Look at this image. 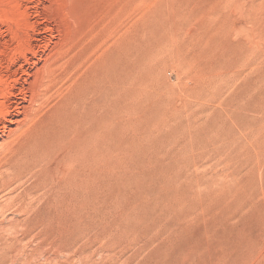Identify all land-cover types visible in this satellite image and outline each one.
<instances>
[{
    "label": "rangeland",
    "instance_id": "obj_1",
    "mask_svg": "<svg viewBox=\"0 0 264 264\" xmlns=\"http://www.w3.org/2000/svg\"><path fill=\"white\" fill-rule=\"evenodd\" d=\"M0 235V264H264V0H0Z\"/></svg>",
    "mask_w": 264,
    "mask_h": 264
},
{
    "label": "bare ground",
    "instance_id": "obj_2",
    "mask_svg": "<svg viewBox=\"0 0 264 264\" xmlns=\"http://www.w3.org/2000/svg\"><path fill=\"white\" fill-rule=\"evenodd\" d=\"M37 2H38V1H37ZM39 5H40V4H39ZM39 7H40V6H39ZM25 8H26V7H25ZM35 9H36V8H35ZM21 13H22V12H21ZM21 16H22V15H21ZM35 16H36V15H35ZM49 16H50V14H49ZM23 17H24V16H23ZM20 18H21V17H20ZM44 18H45V17H44ZM48 18H49V17H48ZM18 20H19V19H18ZM20 20H21V19H20ZM25 20H26V19H25ZM20 22H22V21H20ZM24 22H25V21H24ZM27 25H28V24H27ZM47 26H48V25H47ZM42 29H43V28H42ZM44 30H45V29H44ZM10 32H11V31H10ZM49 32H50V31H49ZM16 33H17V32H16ZM47 37H48V36H47ZM40 38H41V37H40ZM1 40H2V39H1ZM17 40H18V39H17ZM30 41H31V40H30ZM58 42H59V41H58ZM44 43H45V42H44ZM56 43H57V42H56ZM15 44H16V43H15ZM48 44H49V43H48ZM43 45H44V44H43ZM15 46H16V45H15ZM34 46H35V45H34ZM59 46H60V45H59ZM41 47H42V46H41ZM44 47H45V46H44ZM37 48H38V47H37ZM43 49H45V48H43ZM51 49H52V48H51ZM20 50H21V49H20ZM38 50H39V48H38ZM52 50H53V49H52ZM28 51H29V50H28ZM48 51H49V50H48ZM20 52H21V51H20ZM21 56H22V54H21ZM9 57H10V56H9ZM24 57H25V56H24ZM44 58H45V57H44ZM46 58H47V57H46ZM53 58H54V57H53ZM113 58H115V56H113ZM117 58H118V57H117ZM113 61H114V60H113ZM113 61H112V62H113ZM118 62H119V60H118ZM121 62H122V61H121ZM2 63H3V62H2ZM27 63H28V62H27ZM114 63H115V62H114ZM6 64H7V63H6ZM42 64H43V63H42ZM112 65H113V64H112ZM121 65H123V64H121ZM121 65H120V66H121ZM107 66H108V65H107ZM39 68H40V67H39ZM99 68H100V67H99ZM116 68H117V67H116ZM13 69H14V68H13ZM20 69H21V68H20ZM105 69H106V67H105ZM113 69L115 70V67L112 68V70H113ZM41 70H42V68H41ZM110 70H111V68H110ZM120 70H121V69H120ZM122 70H123V69H122ZM102 71H103V70H102ZM23 72L28 73L27 75H29V72H28L27 69H22V74H24ZM42 72H43V71H42ZM38 73H39V71H38ZM104 73H105V72H104ZM15 74H16V72H15ZM101 74H102V73H101ZM119 74H120V73H119ZM121 74H122V73H121ZM25 75H26V74H25ZM35 75H36V74H35ZM103 75H104V74H103ZM8 76H9V75H8ZM104 76H105V75H104ZM112 76H113V75H112ZM121 76H122V75H121ZM12 77H13V76H12ZM43 77H44V76H43ZM101 77H102V76H101ZM118 77H119V76H118ZM96 78H97V77H96ZM106 78H107V77H106ZM106 78H104V79H106ZM120 78H121V77H120ZM88 79H90V78H88ZM88 79H87V80H88ZM99 79H100V78H99ZM114 79H115V78H114ZM8 80H9V79H8ZM100 80H101V79H100ZM109 80H110V79H109ZM21 81H22V80H21ZM42 81H43V79H42ZM102 81H103V80H102ZM116 81H117V80H116ZM24 82H25V81H24ZM35 82H36V81H35ZM40 82H41V81H40ZM83 82H84V81H83ZM83 82H82V83H83ZM99 82H100V81H99ZM110 82H111V80H110ZM112 82H113V81H112ZM5 83H6V82H5ZM96 83H97V82H96ZM104 83H105V82H103V84H104ZM114 83H115V82H114ZM35 84H36V83H35ZM84 84H85V83H84ZM107 84H109V83H107ZM90 85H91V84H90ZM90 85H89V86H90ZM116 85H117V84H116ZM2 86H4V84H3ZM44 86H45V85H44ZM109 86H110V85H109ZM6 87H7V86H6ZM22 87H23V86H22ZM38 87H39V86H38ZM42 87H43V86H42ZM115 87H116V86H115ZM120 87H122V86H120ZM23 88H24V87H23ZM28 88H30V87L28 86ZM85 88H86V86H85ZM89 88H90V87H89ZM109 88H110V87H109ZM109 88H108V89H109ZM1 89H2V88H1ZM3 89H4V88H3ZM44 89H45V88H44ZM86 89H87V88H86ZM86 89H84V90H86ZM95 89L97 90V88H95ZM102 89H103V88H102ZM106 89H107V88H106ZM114 89H115V88H114ZM120 89H122V88H120ZM82 90H83V89H82ZM84 90H83V91H84ZM90 90H91V89H90ZM93 90H94V89H93ZM104 90H105V89H104ZM116 90H117V89H116ZM19 91H20V90H19ZM94 91H95V90H94ZM106 91H107V90H106ZM108 91H109V90H108ZM113 91H114V90H113ZM120 91H121V90H120ZM3 92H4V91H3ZM6 92H7V91H6ZM37 92H38V91H37ZM77 92H78V91H77ZM86 92H87V91H86ZM95 92H96V91H95ZM98 92H100V91H98ZM13 93H14V92H13ZM112 93H113V92H112ZM10 94H11V93H10ZM77 94H79V93H77ZM95 94H96V93H95ZM97 94H98V93H97ZM23 95H24V94H23ZM31 95H32V94H31ZM118 95H119V94H118ZM90 96H91V95H90ZM8 97H9V96H8ZM13 97H14V96H13ZM77 97H78V96H77ZM91 97H93V96H91ZM110 97H111V96H110ZM34 98H35V97H34ZM118 98H119V97H118ZM67 99H68V98H67ZM86 99H87V98H86ZM34 100H35V99H34ZM65 100H66V99H65ZM91 100H92V99H91ZM93 100H94V99H93ZM32 101H33V100H32ZM76 101H77V100H76ZM84 101H85V100H84ZM109 101H110V100H109ZM113 101H114V100H113ZM116 101H117V100H116ZM119 101H120V100H119ZM119 101H118V102H119ZM39 102H40V101H39ZM39 102H38V103H39ZM86 102H88V101H86ZM17 103H18V101H17ZM81 103H82V102H81ZM84 103H85V102H84ZM101 103H102V102H101ZM116 103H117V102H116ZM90 104H91V103H90ZM96 104H97V103H96ZM79 105H80V104H79ZM100 106H101V105H100ZM74 107H75V106H74ZM85 107H86V105L84 106V108H85ZM13 108H14V107H13ZM20 108H21V105H20ZM22 108H23V107H22ZM68 108H69V107H68ZM72 108H73V107H72ZM82 108H83V107H82ZM84 108H83V109H84ZM101 108H103V107H101ZM104 108H105V107H104ZM104 108H103V109H104ZM7 109H8V108H7ZM98 109H99V108H98ZM98 109H97V110H98ZM17 110H18V109H17ZM76 110H77V109H76ZM84 110H88V109L86 108V109H84ZM79 111H80V110H79ZM102 111H104V110H102ZM15 112H16V111H15ZM85 112H86V111H85ZM94 112H95V111H94ZM99 112H100V111H99ZM17 113H18V112H17ZM102 113H103V112H102ZM73 114H74V113H73ZM1 115H2V114H1ZM29 115H30V114H29ZM103 115H104V114H103ZM103 115H102V116H103ZM74 116H75V115H74ZM97 116H98V115H97ZM66 117H67V116H66ZM70 117H71V116H70ZM2 118H3V117H2ZM12 119H13V118H12ZM12 119L9 120V121H10V122H13L14 119H13V120H12ZM19 120H21V119H19ZM24 120H26V119H24ZM90 121H91V120H90ZM93 121H94V120H93ZM17 122H18V121H17ZM21 122H22V121H21ZM47 123H48V122H47ZM94 123H95V122H94ZM26 124H27V123H26ZM65 124H66V122H65ZM97 124H99V123L97 122ZM104 124H105V123H104ZM21 125H22V124H21ZM59 125H61V124L59 123ZM67 125H69V124H67ZM89 125H90V123H89ZM101 125H102V124H101ZM92 126H93V125H92ZM95 126H96V125H95ZM104 126H106V125H104ZM17 127H18V126H17ZM43 127H44V126H43ZM55 127H56V126H55ZM96 127H97V126H96ZM1 128H2V127H1ZM4 128H5V127H4ZM58 128H59V126H58ZM69 128H70V126H69ZM106 128H107V126H106ZM61 129L63 130V128H61ZM61 129H58V130H61ZM85 129H86V128H85ZM101 129H102V128H101ZM15 130H16V129H15ZM51 130H52V129H51ZM54 130H55V129H54ZM105 130H106V129H105ZM52 131H53V130H52ZM40 132H41V131H40ZM42 132H43V131H42ZM42 132H41V133H42ZM47 132H48V131H47ZM64 132H65V131H64ZM79 132H80V131H79ZM106 132H107V130H106L104 133L106 134ZM45 133H46V132H45ZM49 133H50V132H49ZM54 133H55V131H54ZM58 133H59V132H58ZM58 133H56V134H58ZM61 133H62V131H61ZM61 133H60V135H61ZM72 133H73V132H72ZM95 133H96V132H95ZM104 133H102V134H104ZM14 134H15V133H14ZM46 134H47V133H46ZM56 134H55V135H56ZM73 134H74V133H73ZM67 135H68V134H67ZM90 135H91V134H90ZM46 136H47V135H46ZM50 136H51V135H50ZM50 136H49V137H50ZM58 136H59V135H57V137H58ZM91 136H92V135H91ZM102 136H104V135H102ZM105 136H106V135H105ZM105 136H104V137H105ZM44 137H45V135H44ZM100 137H101V136H100ZM10 138H11V137H10ZM65 138H66V137H65ZM89 138H90V137H89ZM47 139H48V138H47ZM50 139H51V138H50ZM74 139H75V138H74ZM84 139H85V138H84ZM48 140H49V139H48ZM56 140H57V139H56ZM63 140H64V138H63ZM90 140H91V139H90ZM50 141H51V140H50ZM82 141H83V140H82ZM91 141H92V140H91ZM97 141H99V140H97ZM102 141H105V140H102ZM46 142H48V141H47L46 138H45V142H44V143H46ZM67 142H68V141H67ZM86 142H87V141H86ZM93 142H94V141H93ZM100 142H101V140H100ZM3 143H4V142H3ZM64 143H65V142H64ZM102 143H103V142H102ZM102 143H101V144H102ZM1 144H2V143H1ZM46 144H47V143H46ZM48 144H50V143L48 142ZM88 144H89V143H88ZM93 144H95V143H93ZM103 144H104V143H103ZM41 145H42V144H41ZM54 145H55V144H54ZM95 145H96V144H95ZM97 145H98V144H97ZM99 145H100V143H99ZM101 146H102V145H101ZM1 147H2V146H1ZM39 147H40V146H39ZM45 147H46V146H45ZM50 147H51V146H50ZM98 147H99V146H97V148H98ZM56 148H57V147H56ZM64 148H65V147H64ZM68 148H69V147H68ZM79 148H80V147H79ZM83 148H84V147H83ZM104 148H105V147H104ZM43 149H45V148H42V149H41V148L38 149V147H37V149L34 148V150L41 151V154H42V150H43ZM46 149H48V147H47ZM71 149H72V148H71ZM75 149H76V148H75ZM102 149H103V147H102ZM31 150H32V149H31ZM34 150H32V151H34ZM55 150H56V149H55ZM63 150H64V149H63ZM79 150H80V149H79ZM99 150H100V148H99ZM105 150H106V149H105ZM17 151H18V150H17ZM46 151H47V150H46ZM46 151L44 150L45 153H46ZM48 151H49V150H48ZM74 151H75V150H74ZM74 151H73V152H74ZM106 151H107V150H106ZM27 152H28V151H27ZM44 152H43V153H44ZM75 152H76V151H75ZM75 152H74V153H75ZM80 152H81V151H80ZM82 152H83V151H82ZM89 152H90V151H89ZM104 152H105V151H104ZM104 152H103V153H104ZM47 153H48V152H47ZM65 153H66V152H65ZM77 153H78V152H77ZM91 153H92V152H91ZM96 153H98V152L96 151V152H95V155H96ZM20 154H21V153H20ZM22 154H23V153H22ZM23 155H25V154H23ZM35 155H36V153L34 154V157H37V156H35ZM37 155H38V153H37ZM42 155H43V154H42ZM42 155H41V156L39 155V156L42 157V158L45 157L44 155H43V156H42ZM64 155H65V154H64ZM73 155H74V154H73ZM76 155H77V154H76ZM95 155L93 154L94 157H95ZM27 156H28V154L26 155V157H27ZM29 156H30V155H29ZM65 156H66V155H65ZM67 156H68V155H67ZM67 156H66V157H67ZM87 156H89V154H87L86 157H87ZM100 156H101V155H100ZM40 157H39V158H40ZM76 157H77V156H76ZM81 157H82V156H81ZM84 157H85V156H84ZM84 157H83V158H84ZM89 157H90V156H89ZM18 158H19V157H18ZM55 158H56V157H55ZM74 158H75V156H74ZM74 158H73V159H74ZM87 158H88V157H87ZM91 158H92V157H91ZM91 158H90V159H91ZM97 158H99V157H97ZM97 158H96V159H97ZM78 159H79V158H78ZM90 159H88V160H90ZM93 159H94V158H93ZM93 159H91V160H93ZM96 159H95V162H96ZM101 159H104V158H101ZM9 160H10V158H9ZM18 160H20V159H18ZM22 160L24 161V159H22ZM22 160H21V161H22ZM25 160H26V159H25ZM83 160H84V159H83ZM98 160H99V159H98ZM23 161H22V162H23ZM102 161H103V160H102ZM17 162H18V161H17ZM22 162H21V163H22ZM79 162H80V161H79ZM19 163H20V162H19ZM36 163H37V162H36ZM92 163H94V161H92ZM96 163H97V162H96ZM100 163H101V162H100ZM103 163H104V162H103ZM103 163H102V164H103ZM38 164H39V163H38ZM80 164H81V163H80ZM105 164H106V163H105ZM22 165H24V163H23ZM84 165H85V164H84ZM99 165H100V164H99ZM9 166H10V165H9ZM75 166L77 167V164H76ZM78 166H79V165H78ZM81 166H82V165H81ZM92 166H93V165H92ZM92 166H91V167H92ZM21 167H22V166L20 165V167H18V170H19V168H21ZM23 167H25V166H23ZM44 167H45V166H44ZM89 167H90V166H89ZM42 168H43V167H42ZM87 168H88V167H87ZM87 168H86V169H87ZM95 168H96V167H95ZM13 169H14V168H13ZM13 169H12V170H13ZM21 169H22V168H21ZM21 169H20V170H21ZM77 169H78V168H77ZM82 169H83V168H82ZM93 169H94V168H93ZM96 169H98V168H96ZM100 169H101V168H100ZM5 170H6V169H5ZM18 170H17V171H18ZM23 170H24V169H23ZM28 170H29V169H28ZM36 170H37V169H36ZM44 170H45V169H44ZM80 170H81V169H80ZM84 170H85V169H84ZM37 171H38V170H37ZM72 171H73V169H72ZM93 171H94V170H93ZM103 171H104V170H103ZM73 172H74V171H73ZM88 172H89V171H88ZM88 172H87V173H88ZM91 172H92V171H91ZM95 172H96V171H95ZM16 173H17V172H16ZM22 173H23V172H22ZM45 173H46V172H45ZM46 174H47V173H46ZM82 174H83V173H82ZM98 174H99V173H98ZM94 175H95V174H94ZM39 176H40V175H39ZM73 176H74V175H73ZM84 176H85V175H84ZM102 176H103V175H102ZM8 177H9V176H8ZM40 177H41V176H40ZM81 177H82V176H81ZM89 177H90V176H89ZM105 177H106V176H105ZM82 178H83V177H82ZM87 178H88V177H87ZM72 179H73V178H72ZM78 179H79V178H77V180H78ZM84 179H85V178H84ZM94 179H96V177H94ZM79 180H80V179H79ZM98 180H99V179H98ZM80 181H81V180H80ZM86 181H87V180H86ZM90 181H92L91 178H90ZM2 182H3V181H2ZM67 182H68V180H67ZM81 182L83 183V180H82ZM74 183H75V182H74ZM6 184H7V183H6ZM64 184H65V183H64ZM69 184H70V183H69ZM76 184H77V182H76ZM84 184H85V183H84ZM91 184H92V183H91ZM70 186H71V185H70ZM83 186H84V185H83ZM85 186H86V185H85ZM95 186H96V185H95ZM3 187H4V186H3ZM41 187H42V186H41ZM75 187H76V185H75ZM75 187H73V185H72V188H75ZM87 187H89V184H88ZM1 188H2V187H1ZM78 188H79V187H78ZM81 188H82V187H81ZM94 188H95V187H94ZM88 190H89V189H88ZM85 193H86V192H85ZM91 193H92V192H91ZM91 195H92V194H91ZM49 198H50V197H49ZM66 199H67V198H66ZM78 199H79V198H78ZM72 201H73V200H72ZM70 202H71V201H70ZM28 203H29V202H28ZM65 204H66V203H65ZM89 204L91 205V203H89ZM68 205H69V204H68ZM67 207H68V206H67ZM69 207H70V206H69ZM85 209H86V208H85ZM91 210H92V209H91ZM87 211H88V210H87ZM65 213H66V212H65ZM88 213H89V212H88ZM93 213H94V212H93ZM80 215H81V214H80ZM61 216H62V215H61ZM93 217H94V216H93ZM4 218H5V217H4ZM5 219H6V218H5ZM7 219H8V218H7ZM10 219H11V218H10ZM13 219H14V218H13ZM61 220H62V219H61ZM82 223H83V222H82ZM3 226H4V225H3ZM18 226H19V225H18ZM20 227H22V226H20ZM10 228H11V227H10ZM8 229H9V228H8ZM11 229H12V228H11ZM22 229H23V228H22ZM22 229H21V230H22ZM55 229H56V228H55ZM14 230H15V228H14ZM21 230H20V231H21ZM63 230H64V229H63ZM7 231H8V230H6V232H7ZM12 231H13V229H12ZM84 232H85V231H84ZM3 233H4V232H3ZM5 234H6V233H5ZM7 234H8V233H7ZM9 234H10V233H9ZM13 234H15V233H13ZM16 235H17V234H16ZM5 236H6V235H5ZM7 236H8V235H7ZM31 236H32V235H31ZM0 237H2V236L0 235ZM25 237H26V236H25ZM5 238H6V237H5ZM23 239H24V238H23ZM6 240H7V239H6ZM20 240H21V239H20ZM15 241H16V240H15ZM17 241H18V240H17ZM24 241H25V240H24ZM5 242H6V241H5ZM19 242H20V241H19ZM21 243H22V242H21ZM24 243H25V242H24ZM3 244H4V243H3ZM48 244H49V243H48ZM50 245H51V244H50ZM70 245H71V244H70ZM14 247H15V246H14ZM22 247H24V246H22ZM18 249H20V248L18 247ZM61 249H62V248H61ZM12 251H13V249L11 250V252H12ZM14 251H15V250H14ZM86 251H87V250H86ZM2 252H3V251H2ZM17 253H18V252H17ZM5 254H7V253H5ZM8 254H10V253H8ZM8 254H7V255H8ZM13 254H14V252H13ZM15 256H16V254H15ZM20 256H21V255H20ZM13 257H14V256H13ZM16 257H17V256H16ZM7 258L9 259V257H7ZM5 259H6V258H5ZM10 259H11V258H10ZM17 259H19V258H17ZM14 262H15V261H14ZM18 263H19V262H18Z\"/></svg>",
    "mask_w": 264,
    "mask_h": 264
}]
</instances>
